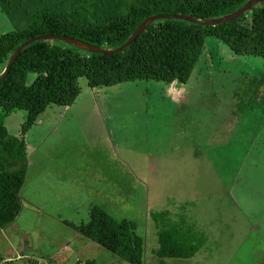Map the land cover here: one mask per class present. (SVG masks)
Masks as SVG:
<instances>
[{
	"label": "rangeland",
	"instance_id": "obj_1",
	"mask_svg": "<svg viewBox=\"0 0 264 264\" xmlns=\"http://www.w3.org/2000/svg\"><path fill=\"white\" fill-rule=\"evenodd\" d=\"M13 29L0 8V34ZM263 68L208 38L185 84L91 89L79 79L73 104L48 107L23 135L22 211L0 230V262L128 264L64 222L88 221L97 204L137 223L142 264H264ZM24 115L0 109L9 136H20ZM163 210L183 236L202 239L191 258L155 257L150 213Z\"/></svg>",
	"mask_w": 264,
	"mask_h": 264
},
{
	"label": "trees",
	"instance_id": "obj_2",
	"mask_svg": "<svg viewBox=\"0 0 264 264\" xmlns=\"http://www.w3.org/2000/svg\"><path fill=\"white\" fill-rule=\"evenodd\" d=\"M247 1L0 0L1 11L14 28L0 34V75L15 49L38 35H63L113 49L151 16L182 14L197 21L216 19L235 12ZM208 38L222 42L234 55L257 57L264 62V1L215 25L157 19L130 45L111 55L90 53L56 39L25 44L0 80L2 112L6 116L15 112L25 114L19 137L9 136L7 128L0 124V230L13 223L22 211L20 193L28 164L23 135L38 124L41 113L52 105L71 106L81 93V78L91 89L142 80L185 84ZM30 73L36 76L27 85ZM88 215L86 222H64L75 233L128 264H142L143 238L135 231V221L116 220L97 204L90 205ZM150 216L156 228L157 248L153 253L160 261L188 259L198 251L202 239L183 236L182 224L173 223L167 211L151 212ZM0 264L14 261L1 260Z\"/></svg>",
	"mask_w": 264,
	"mask_h": 264
},
{
	"label": "water",
	"instance_id": "obj_3",
	"mask_svg": "<svg viewBox=\"0 0 264 264\" xmlns=\"http://www.w3.org/2000/svg\"><path fill=\"white\" fill-rule=\"evenodd\" d=\"M264 0H248L246 2V4L239 8L238 10H236L233 13L224 15L220 18H216V19H206V20H195L189 16H185L182 14H171V15H154L151 16L145 20H143L137 27L136 29L132 32V34L129 36V38L122 43L120 46L113 48V49H104L95 45H92L90 43H85L83 41L71 38V37H67V36H63V35H52V34H44V35H38L32 38H29L28 40H26L24 43L20 44L15 51L12 53L9 61L7 62L5 69L3 71V73L0 75V80L3 79L7 73L8 70L10 69V66L12 65V63L15 61V59L18 57V55L21 52V49L23 48V46L25 44H29L33 41H37V40H62L68 44H73L76 47L90 52V53H102V54H106V55H111V54H115L117 52L122 51L124 48H126L128 45H130L135 39L136 37L145 30L146 26L149 25L150 23L154 22L157 19H178V20H186V21H190L193 23H197V24H201V25H215L221 22H225V21H229L235 17H237L239 14H241L244 11H247L248 9H250L254 4L256 3H260Z\"/></svg>",
	"mask_w": 264,
	"mask_h": 264
},
{
	"label": "crops",
	"instance_id": "obj_4",
	"mask_svg": "<svg viewBox=\"0 0 264 264\" xmlns=\"http://www.w3.org/2000/svg\"><path fill=\"white\" fill-rule=\"evenodd\" d=\"M67 108V107H66ZM38 124H39V122H38ZM25 181V180H24ZM23 187H24V184H23ZM22 190H23V188H22ZM22 190H21V192H22Z\"/></svg>",
	"mask_w": 264,
	"mask_h": 264
}]
</instances>
